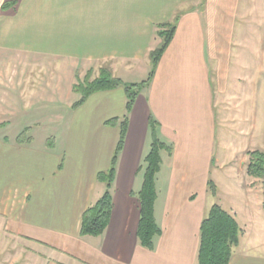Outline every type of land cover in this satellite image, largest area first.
Wrapping results in <instances>:
<instances>
[{
	"label": "crops",
	"instance_id": "1",
	"mask_svg": "<svg viewBox=\"0 0 264 264\" xmlns=\"http://www.w3.org/2000/svg\"><path fill=\"white\" fill-rule=\"evenodd\" d=\"M253 11L263 45L264 0H0V236L34 251L39 264H197L200 223L214 204L207 183L227 165L223 140L232 136L228 129L217 134V122L226 124L218 94L226 91L234 43H248ZM173 21V37L128 114L108 224L99 235L80 236L83 212L104 191L96 175L109 167L118 138L106 121L122 118L126 97L119 86L73 108L74 77L95 78L106 67L123 83H136L137 73L147 74L158 25ZM42 106L61 112L42 113ZM150 117L172 145L157 174L161 233L151 250L136 237L135 196ZM42 118L54 123L55 134L40 131ZM243 120L249 127L250 116ZM27 128L33 133L25 137ZM219 145L225 148L217 152ZM237 168L242 177V164ZM245 195L254 204L242 217L254 223L264 209L258 197ZM263 238L244 232L228 264H264Z\"/></svg>",
	"mask_w": 264,
	"mask_h": 264
},
{
	"label": "trees",
	"instance_id": "2",
	"mask_svg": "<svg viewBox=\"0 0 264 264\" xmlns=\"http://www.w3.org/2000/svg\"><path fill=\"white\" fill-rule=\"evenodd\" d=\"M175 27V21L158 25L157 37L160 42L149 53L151 70L145 80L139 83H123L108 68L101 67L95 78L88 79L87 75L83 80H79L73 85V91L79 94L72 105L73 108L78 107L89 95L95 92L119 86L124 88L126 97L125 112L122 118H112L106 121L107 125L118 128V138L109 167L96 175L97 181L104 184V191L83 212L79 224L80 236L99 235L108 224L112 207L110 190L115 175L117 158L124 143L128 114L139 92L149 84L157 62L173 37ZM157 126L156 120L150 117L148 121L150 143L138 167L142 175V183L140 189L135 193L139 210L136 237L139 245L149 250L153 249L154 240L161 233L154 217V203L158 192L157 174L162 164V153L165 152L168 156L172 154V145L159 137ZM247 155L246 173L249 177L259 181L264 196V151L253 149L248 151ZM207 185L214 194L213 183L209 180ZM262 206L264 208V201ZM240 233L241 228L235 217L219 204L214 203L200 223L196 254L197 264H228L233 255V249L239 242Z\"/></svg>",
	"mask_w": 264,
	"mask_h": 264
},
{
	"label": "rangeland",
	"instance_id": "3",
	"mask_svg": "<svg viewBox=\"0 0 264 264\" xmlns=\"http://www.w3.org/2000/svg\"><path fill=\"white\" fill-rule=\"evenodd\" d=\"M250 8L255 9V6L250 5ZM255 16L256 12H250V28L249 31H247L248 34L244 36V39H248V43L238 41L234 43V54L231 60V68L226 83V91L218 94L219 101L217 102L216 109L217 111L220 110L219 113L222 121L226 124H222L221 120L217 122V134L219 135L223 130L228 129L232 136L226 135V138L223 140V144L227 147V150L223 151L225 155L224 160H226L227 165L224 166L223 169L212 171L210 176V181L215 188L214 194L209 190L214 196V203L219 204L220 206L223 205L224 207L221 206L223 209L231 214L232 210L236 214V217L233 214L232 215L235 217L241 228L238 244L240 243L241 236L244 232L249 234L251 232L259 231L264 237V211L259 212L260 214H258V217H255L254 223H246V220L243 218L245 217L244 212L246 213V210L249 211L250 209L249 204L252 205V207L254 204V200L249 199L247 205L245 191L248 195L258 197V199L261 200V205L264 201L261 184L258 180L249 177L246 173V164L248 161L247 152L253 149L264 151V106L262 105L264 95V59H261V55L264 56V44L261 45L257 42L258 31L255 28L253 29L256 25V23H254L256 21L254 19ZM159 42L160 39L158 38L157 44H159ZM148 67L147 74L137 73L136 77H134V80H136L134 82L139 83L148 77L149 71L151 70L150 63ZM261 71L262 74H259ZM86 75L83 77L75 75V83L79 80H83ZM87 77L88 79L94 78L93 76L90 77V75ZM46 90L51 93L52 89L48 88ZM73 93L75 94V98L79 96L78 93H75L74 91ZM61 95V91H57L56 96L58 99H60ZM40 108L42 109V113H48L49 111H54V109L58 110L59 113L61 112V106L52 107V109L44 108V106ZM248 115L250 116V132L247 120H243V118L245 116L248 117ZM49 117L50 115L48 118ZM50 122L48 119L42 118L40 127L38 125H31V127H39L40 131L51 130L55 134V131L52 130L55 125ZM241 127L244 128V132H238V128L241 129ZM31 130V128H27L25 131V137L30 134ZM31 133H33V131ZM53 133H51V135H53ZM21 136L22 135L19 137ZM49 138V141L46 142L47 147H51L54 141L51 137ZM219 141L220 136L218 142ZM243 147L245 150L242 152V155H236L238 149ZM224 148L219 145L217 152H220ZM234 154V157L238 156L236 158V167L235 165L232 166V162L230 161ZM222 162L225 161L222 160ZM239 163L240 165L242 164L243 167L242 177H240L237 168ZM251 209L253 210L254 208ZM246 237L247 236H244L242 240ZM14 242L15 240L8 236H0V264H39L34 257V251H29L27 248L23 251L21 246L15 245ZM261 243L264 244V238L261 240ZM29 248H32V246ZM233 250H235V248ZM262 251L264 252V248Z\"/></svg>",
	"mask_w": 264,
	"mask_h": 264
}]
</instances>
